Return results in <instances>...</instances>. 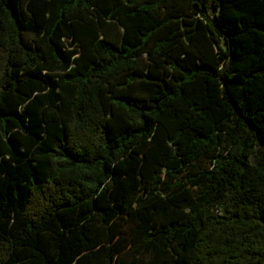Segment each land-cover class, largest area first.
Here are the masks:
<instances>
[{"label":"trees","instance_id":"trees-1","mask_svg":"<svg viewBox=\"0 0 264 264\" xmlns=\"http://www.w3.org/2000/svg\"><path fill=\"white\" fill-rule=\"evenodd\" d=\"M0 264H264V0H0Z\"/></svg>","mask_w":264,"mask_h":264}]
</instances>
